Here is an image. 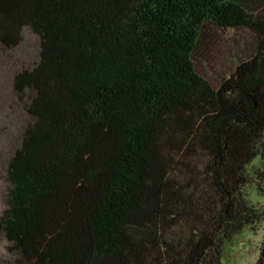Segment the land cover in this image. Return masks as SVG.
<instances>
[{
	"label": "trees",
	"instance_id": "1",
	"mask_svg": "<svg viewBox=\"0 0 264 264\" xmlns=\"http://www.w3.org/2000/svg\"><path fill=\"white\" fill-rule=\"evenodd\" d=\"M209 29L254 40L218 85L193 63ZM25 30L0 264H222L264 220L245 195H264V0H0V48Z\"/></svg>",
	"mask_w": 264,
	"mask_h": 264
},
{
	"label": "rangeland",
	"instance_id": "2",
	"mask_svg": "<svg viewBox=\"0 0 264 264\" xmlns=\"http://www.w3.org/2000/svg\"><path fill=\"white\" fill-rule=\"evenodd\" d=\"M199 44L193 57L196 72L213 85H218L229 77L235 67L252 52L254 40L244 30L223 32L209 29ZM37 38L28 30L23 33L22 44L14 51L0 48V108L6 107L15 98L11 94V83L15 73L31 66L36 59ZM25 120L23 111L17 108V120L14 125ZM0 115V127H2ZM18 126V125H17ZM20 127V126H19ZM0 147V215L5 208L7 183L2 171L3 152ZM246 199L249 204L264 213V195L255 187H247ZM264 237V220L256 224V230L246 228L225 243L222 264H255ZM7 244L0 236V262L7 260Z\"/></svg>",
	"mask_w": 264,
	"mask_h": 264
}]
</instances>
